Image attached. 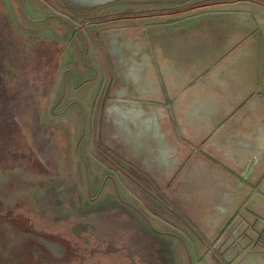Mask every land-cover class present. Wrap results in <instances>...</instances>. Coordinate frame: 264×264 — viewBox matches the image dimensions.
I'll use <instances>...</instances> for the list:
<instances>
[{"label":"rangeland","instance_id":"1","mask_svg":"<svg viewBox=\"0 0 264 264\" xmlns=\"http://www.w3.org/2000/svg\"><path fill=\"white\" fill-rule=\"evenodd\" d=\"M0 264H264V0H0Z\"/></svg>","mask_w":264,"mask_h":264},{"label":"bare ground","instance_id":"2","mask_svg":"<svg viewBox=\"0 0 264 264\" xmlns=\"http://www.w3.org/2000/svg\"><path fill=\"white\" fill-rule=\"evenodd\" d=\"M10 233V232H9ZM11 234V233H10ZM12 235V234H11ZM40 236V235H39ZM20 237V236H19ZM15 238V237H14ZM19 239V238H18ZM40 242L45 244L54 254L61 255L62 254V246L56 243H52L48 240H45L44 238H38Z\"/></svg>","mask_w":264,"mask_h":264}]
</instances>
